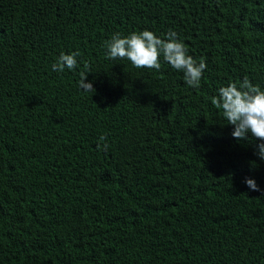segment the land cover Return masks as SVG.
Returning <instances> with one entry per match:
<instances>
[{"label": "trees", "instance_id": "1", "mask_svg": "<svg viewBox=\"0 0 264 264\" xmlns=\"http://www.w3.org/2000/svg\"><path fill=\"white\" fill-rule=\"evenodd\" d=\"M170 29L198 88L106 58ZM245 76L264 89V0H0V264H264L258 141L212 104Z\"/></svg>", "mask_w": 264, "mask_h": 264}, {"label": "clouds", "instance_id": "2", "mask_svg": "<svg viewBox=\"0 0 264 264\" xmlns=\"http://www.w3.org/2000/svg\"><path fill=\"white\" fill-rule=\"evenodd\" d=\"M105 47L106 58L127 59L136 68L159 71L160 58L163 57L172 68L183 73L185 83L192 88L200 86L203 72L207 67L203 59L197 61L188 54L185 44L171 29L163 39L149 30L132 32L126 36L117 32L105 42ZM79 55L78 51L68 54L62 52L52 65V69L63 72L66 68H76ZM84 68L85 70L80 72L79 86L83 91L93 94L95 88L92 82L86 81L87 74L92 72L91 68L87 63ZM212 104L221 111L222 118L233 125L231 134L234 138L241 140L250 135L258 141L254 154L259 160L264 161V89L253 84L245 76L239 85L229 83L221 86L217 95L212 98ZM100 140L105 141L106 137L101 136ZM97 147L106 150L108 145L98 144ZM245 183L250 189L260 191L254 179L245 178Z\"/></svg>", "mask_w": 264, "mask_h": 264}]
</instances>
